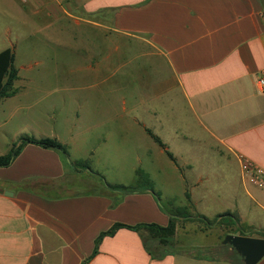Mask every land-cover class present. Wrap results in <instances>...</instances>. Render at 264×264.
<instances>
[{"label": "crops", "instance_id": "crops-1", "mask_svg": "<svg viewBox=\"0 0 264 264\" xmlns=\"http://www.w3.org/2000/svg\"><path fill=\"white\" fill-rule=\"evenodd\" d=\"M5 1L8 5L9 0L0 3ZM30 2L39 14L46 9L49 16L64 14L92 28L93 34L85 33L78 51L89 63L77 71L81 79L97 80L27 86L20 85L18 70L16 94L0 98V114L23 98L35 102L39 97L43 102L57 95L70 100L84 96L88 101L96 97L97 109L104 112L97 127L104 132H91L93 127L86 128L88 132H3L6 122L0 123V156L22 135L57 139L70 152L67 162L54 149L29 144L11 166L0 168V264H82L93 254L99 235L116 223L168 226L170 217L151 191L122 195L107 190V184H132L138 170H143L154 186L165 187L170 163L179 172L191 169L188 161L179 164L167 139L189 141L201 152V147L208 148L204 133L211 142L208 150L238 169L240 181L225 180L209 191L200 188L211 180L199 174L191 184L195 203L208 204L207 197L224 196L236 205L218 215L233 213L241 222L247 207H257L264 215V188L242 177L245 162L264 173V91L258 86L264 74V0ZM119 75L133 87L129 93L131 111L144 107L145 119L161 123L163 117L183 122L188 117L202 132H178L179 127L175 132H155L138 117L123 124L122 111L128 108L127 99L117 90L122 84L109 87ZM91 111L74 109L83 119V113ZM139 124L163 141L176 162L147 132H128ZM139 141L145 145L141 147ZM110 150L136 158L134 163L114 169L126 174L103 175V180L97 174L105 170ZM80 160L91 168L75 172L69 164ZM182 177L186 185L190 178L186 180L184 173ZM75 181L87 190L74 191ZM253 226L249 227L264 228ZM147 241L154 240L146 231L120 229L102 241L97 256L87 264H230L197 258L191 252L172 251L163 259H154L145 247ZM258 264H264V258Z\"/></svg>", "mask_w": 264, "mask_h": 264}, {"label": "rangeland", "instance_id": "rangeland-1", "mask_svg": "<svg viewBox=\"0 0 264 264\" xmlns=\"http://www.w3.org/2000/svg\"><path fill=\"white\" fill-rule=\"evenodd\" d=\"M30 1L9 0L8 5H6V1L3 5L0 3V50L7 47L14 49L15 67L20 71V85L27 84L28 86V84L34 83L53 87L66 82H95L97 79L94 77L81 79L82 74L77 71L78 68H83L89 63L78 51L83 47L85 33L93 34L92 28L90 29L82 23L77 24L64 14L49 16V11L46 9L45 13L39 14V11L34 7L35 4ZM114 81L116 83H109V87L113 86L111 89H114V85L117 87L118 84H122L120 88L122 91L119 88L117 90L120 91L123 98L127 99L128 111H122L123 124H129L132 118L138 117L139 119L143 118L149 127L156 129L155 132H175L178 127V132H202L193 126V122H189L188 117L184 122L182 119L178 121L172 117L170 118V116L166 119L163 117V123L148 121L151 119L150 117H147L146 120L144 118V107H141L138 111L130 110L131 99L129 93L134 91L132 86H128L130 82H126L120 75ZM20 85L16 84V88H19ZM117 95L119 96V94ZM23 99L19 104L13 103L10 108L6 109L4 114H0V123L6 122L3 132H88L86 128L91 127H93L91 132H104L102 127H97L100 116L104 117V112L97 109L99 102H97L96 97L89 99L92 103L84 96L72 97L70 100L67 97L57 95L51 96L47 100L44 99L43 102H39V97H35V102L33 99L32 102H28L26 98L24 99L25 102ZM19 107L20 110H18ZM76 108H80V110L86 108V112L88 109L94 111H91L90 114L84 112L85 118L83 119L81 113L78 117L75 115L74 109ZM122 108L124 109L123 105ZM171 120L175 124H172ZM129 129L128 132H146L143 124H139L136 130ZM0 132L2 131L0 130ZM108 132H112V130L108 129ZM23 137L34 136L22 135L18 140ZM202 139L209 148L211 142L204 133H202ZM166 141H169L170 151L177 155L179 164L188 161L192 168L186 169V171L185 169L184 171L180 170L179 172L174 169V164L170 163V168L167 171V183L164 182V185L166 183L165 187L154 186L150 177L143 170H138L135 180L131 181L132 184L128 186L142 187L143 184L139 181L140 175L138 173L139 171L142 172L141 176L143 175L151 184L152 190L159 195L165 209L171 213L178 212L176 214L185 216L177 219V234L172 240L171 247L173 251L184 252L189 250L197 253L202 251L204 247L220 245L228 233H237L238 230L235 227H224L215 219L220 212L233 209L236 204L230 198L224 196L220 198L216 196L207 197L208 204L195 203L193 200L194 186L191 184L193 181L195 182L199 174L202 176L205 174L203 177L208 175L209 180H211L210 184L207 183L208 186H201L200 189L202 190L217 189L219 187L215 186L223 184L225 180L240 181L237 167L225 160L224 157L209 151L207 147H201L200 152L199 149H194V145H191L189 141L175 142L168 139ZM139 144L141 147L145 145L142 141H139ZM107 154L105 156L107 162H103L106 165L104 166L105 170L98 174L99 178L103 180L105 175L126 174L125 170L116 172L114 169L121 168L117 166H128L129 163H134L136 158L135 155L119 154L114 150L108 151ZM182 173H184L186 180L190 178L186 185H184ZM75 182L74 191L85 192L87 190V186L82 182ZM184 189L185 194H183ZM187 194L190 195V201ZM188 215H191L192 218H186ZM198 216H205L211 224H207ZM241 217L242 227L264 225V215L257 207L245 208ZM257 231H264V228L255 229L252 235L257 237Z\"/></svg>", "mask_w": 264, "mask_h": 264}, {"label": "trees", "instance_id": "trees-1", "mask_svg": "<svg viewBox=\"0 0 264 264\" xmlns=\"http://www.w3.org/2000/svg\"><path fill=\"white\" fill-rule=\"evenodd\" d=\"M15 51L12 48H7L0 52V98H10L16 94V89L14 88L15 82L19 79V71L15 67ZM146 132L151 136L155 143H157L167 154V156L174 162H176L173 154L167 150L166 145L163 141L156 135L152 133L151 130L146 129ZM34 144L45 149H54L60 152L68 162L69 159V149L66 145L62 144L57 139L52 138H34V137H23L15 141L8 151L7 154L0 156V168H7L13 164L15 159L22 153L23 149L29 145ZM75 172H81L82 170L90 169L88 162L86 161H75L69 164ZM140 175V182L143 184L141 186H125V185H111L107 184V190L109 192H119L122 195L142 193L145 191H151L157 201H160L159 195L152 190L151 184L147 181L142 172H138ZM98 175V174H97ZM146 179V180H145ZM144 182V183H143ZM187 198L190 201V195L187 194ZM163 212L167 213L170 217V222L168 226H161L158 224H139L136 226H130L123 223H116L108 231L102 232L95 241V249L93 254L86 259L82 264L89 263L94 257L97 256L99 252V247L102 241L106 237L114 236L120 229H129L136 232L146 231L149 236L154 240L152 242H145V247L149 254L154 259H163L173 250L172 240L177 234V219L178 217H185L182 214H176L178 212L171 213L167 211L162 203H160ZM207 224H211L210 220L205 216H198ZM186 218H192L191 215L186 216ZM220 225L224 227H235L237 233H228L234 235L253 236L252 233L255 231L252 227H242L240 219L236 214L225 213L219 215L216 219ZM259 238H264V231H257ZM185 253H193L192 251L186 250ZM197 258H206L212 261H225L230 264H244L240 255L230 246L222 245V243L215 247H204L202 251L193 253Z\"/></svg>", "mask_w": 264, "mask_h": 264}, {"label": "water", "instance_id": "water-1", "mask_svg": "<svg viewBox=\"0 0 264 264\" xmlns=\"http://www.w3.org/2000/svg\"><path fill=\"white\" fill-rule=\"evenodd\" d=\"M222 245H230L244 264H258L264 258V238L228 234Z\"/></svg>", "mask_w": 264, "mask_h": 264}, {"label": "built area", "instance_id": "built-area-1", "mask_svg": "<svg viewBox=\"0 0 264 264\" xmlns=\"http://www.w3.org/2000/svg\"><path fill=\"white\" fill-rule=\"evenodd\" d=\"M258 86L260 90L264 91V74L259 77ZM242 169L243 179L259 188H264V173L259 168L249 162H245Z\"/></svg>", "mask_w": 264, "mask_h": 264}]
</instances>
